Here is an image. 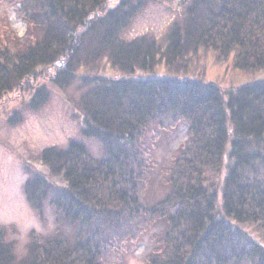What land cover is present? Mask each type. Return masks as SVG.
<instances>
[{"label":"trees","instance_id":"16d2710c","mask_svg":"<svg viewBox=\"0 0 264 264\" xmlns=\"http://www.w3.org/2000/svg\"><path fill=\"white\" fill-rule=\"evenodd\" d=\"M7 1L26 30H0V101L53 70L52 85L82 91L83 119L78 139L24 161L27 201L40 216L50 208L56 229L33 230L20 255L0 225V264H125L146 233L147 264H264V80L225 91L136 76L160 63L178 71L201 49L264 70V0H169L178 14L162 38L127 35L155 0ZM106 62L123 75L103 73ZM49 96L44 85L33 91L31 110ZM181 131L160 168L166 193L150 202L156 152Z\"/></svg>","mask_w":264,"mask_h":264},{"label":"rangeland","instance_id":"374dc122","mask_svg":"<svg viewBox=\"0 0 264 264\" xmlns=\"http://www.w3.org/2000/svg\"><path fill=\"white\" fill-rule=\"evenodd\" d=\"M172 2H150L136 17L127 32L128 37L151 34L162 38L178 14V7L171 4ZM16 7L7 0L0 3V30L4 35L14 33L22 36L26 30V25L18 17ZM184 68H176L179 69L177 71L160 63L153 71L140 72L136 76L192 77L204 82H213L225 91L264 80V70L241 71L235 67L233 56L224 60L218 58L214 52L204 49L190 55ZM102 72L113 77L123 75L111 68L107 62L102 63ZM52 75L53 70L42 71L37 77L25 82L19 90L6 95L0 101V225L10 229L20 255L26 253L33 230L48 235L56 229L55 216L50 208L45 210L44 216H40L27 201L24 185L29 175L24 168V161L38 163L35 158L42 150L65 145L70 139H78L80 136L83 114L79 102L82 91L76 84L65 90L55 87L50 82ZM43 85L47 86L50 92L49 100L40 110L32 111L29 102L33 91ZM17 112L22 117L21 122L10 124V118ZM184 139L185 132L181 131L169 147L157 150L156 160L160 167L154 172L147 191V199L150 202L159 200L166 193L160 168L169 165L171 155ZM93 149L96 153L100 152L97 143H93ZM36 167L40 169L39 165ZM141 240V245L132 250L125 264H147L146 256L152 242L147 233Z\"/></svg>","mask_w":264,"mask_h":264}]
</instances>
